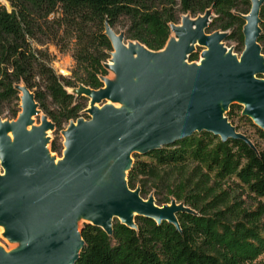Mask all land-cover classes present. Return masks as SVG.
Listing matches in <instances>:
<instances>
[{"label":"water","instance_id":"1","mask_svg":"<svg viewBox=\"0 0 264 264\" xmlns=\"http://www.w3.org/2000/svg\"><path fill=\"white\" fill-rule=\"evenodd\" d=\"M250 1L251 10L243 16L245 49L240 59L220 46L229 33H206L211 10L195 19L183 15L181 24L171 25L175 35L160 51L126 41L124 32L118 34L107 24L114 51L105 68L117 80L103 77L105 86L99 90L83 85L68 89L89 99L85 112L92 119L72 121L62 131L65 149L60 159L48 155L49 140L44 139L45 129H55L54 124L26 85L17 86L22 93L18 118L5 121L0 116L4 170L0 172V226L21 247L10 252L0 248V264H76L85 246L80 220L109 235L116 219L136 229L137 216L158 224L167 221L180 229L177 213L194 211L184 203L178 206L176 200L159 206L153 195L144 199L140 189L131 190L128 174L133 155H145L203 131L223 142L242 139L255 148L225 116L233 104L242 105V114L264 131V78L259 77L264 75V55L258 42L264 0ZM136 46L142 49L138 59ZM197 46L208 50L200 65H190ZM40 112L50 122L31 130L32 119ZM115 159L122 168L115 170L116 184L101 182L102 173L111 171L107 166Z\"/></svg>","mask_w":264,"mask_h":264},{"label":"trees","instance_id":"2","mask_svg":"<svg viewBox=\"0 0 264 264\" xmlns=\"http://www.w3.org/2000/svg\"><path fill=\"white\" fill-rule=\"evenodd\" d=\"M11 10L0 3V116L12 101L20 109L10 110V121L21 112L20 84L34 94L39 109L54 124L55 132L80 118L87 97H77L68 89L83 85L93 90L104 87L105 63L114 51L106 35L107 24L126 41H136L152 51L162 50L172 34L171 25L183 15L196 18L212 11L207 34L230 32L229 40L245 49L243 16L250 0H7ZM262 33L259 44L264 55V4L261 7ZM122 31L118 32L117 28ZM56 45L61 52L71 51L76 67L71 77L58 76L46 50ZM190 61L198 59L192 54ZM262 78V76H259ZM248 122L264 143V131L242 114L243 106L233 104L226 117L235 111ZM237 131L239 128L235 126ZM241 133V132H240ZM246 135V134H244ZM247 136V135H246ZM250 138L249 136H247ZM251 139V138H250ZM242 139L223 142L203 131L175 144L134 154L128 174L131 190L140 189L144 199L153 195L159 206L172 199L192 212H178V229L167 221L136 217L137 228L115 220L113 234L85 223L81 235L85 242L76 264H248L264 254V148ZM51 151L62 147L55 140ZM151 189V191H149ZM237 191L257 202L255 209L238 201ZM160 193L166 194L159 201Z\"/></svg>","mask_w":264,"mask_h":264},{"label":"rangeland","instance_id":"3","mask_svg":"<svg viewBox=\"0 0 264 264\" xmlns=\"http://www.w3.org/2000/svg\"><path fill=\"white\" fill-rule=\"evenodd\" d=\"M0 3L4 6L7 7V9L10 11L11 10V6L10 3L7 0H0ZM194 18V17H192ZM195 19V18H194ZM182 23V18L179 24ZM178 24V25H179ZM117 31L120 32L122 31V28L119 27L117 28ZM230 33V32H227ZM174 32H172V36H174ZM179 37L175 36V41H178ZM127 46V45H126ZM220 46L226 50H231L232 53L234 54V58L236 59H240L241 58V50L242 47L241 45H239V43L236 40H229L228 37H226L221 43ZM128 47V46H127ZM43 50H46L48 52V54L50 55L51 58V67L55 70V72L57 73L58 76H63V77H71L73 75V71L76 67V62L73 58L72 52L71 51H67V52H61L60 49L54 45V44H48L44 47H40ZM138 49V50H137ZM208 50L207 47H200L197 46L195 49L194 54H198V59L194 60V61H190V59L188 60V63L191 64H196L199 63L202 60L203 54L204 52ZM142 52V49L138 46H136L135 48V59L139 58L140 53ZM112 58V57H111ZM111 60V59H110ZM201 63V62H200ZM262 77L264 78V75H262ZM107 79L109 81H115L117 80V76L116 74L109 70L108 71V75H107ZM105 86V84H104ZM22 94V93H21ZM86 104L89 107V103L86 102ZM20 102L17 100L12 101V103L10 105H7L6 109L4 110L3 115L1 116L5 121H10L8 118H10V110H18L20 109L19 107ZM97 106H99L97 104ZM119 108H124L122 105H118ZM89 118L92 119V116L90 114H88ZM226 116V114H225ZM85 119V118H84ZM33 123L32 126L30 127V129L32 130V128H36V127H43L45 126V123H49L50 121H47L46 118L44 117V114L42 112H40L39 114L35 115L33 117ZM234 125L237 126L239 128V131L243 134H246L247 136H249L251 138V140L253 142H257L259 143V145L264 148V143L260 140V138L258 137L255 129L246 121H243L240 118V111L236 110L235 114L232 118ZM69 125H64L63 128L67 129ZM11 134V133H10ZM44 139H48L49 142L47 143L48 145L47 147V153L49 156L51 157H56L57 159H60V157L63 154V151L65 149L64 147V142H65V137L63 136L61 131H56L55 129L51 128V127H47L44 131ZM52 140H55L57 142L58 145H60L62 147V152L60 155L53 153L51 151V142ZM134 159V158H133ZM56 164H58V161H56ZM107 167H110L111 171L109 169H106L102 175H101V182H105V181H109L106 182L107 184H116L115 181V170L119 169L122 171L121 166H119L117 160H112L110 161L109 165ZM3 168L0 166V172L3 173ZM110 176H111V180H110ZM151 191V189L149 190ZM237 198L238 201L243 202V205L247 208H251V209H255L257 206V202L254 201L252 198L248 197L246 194L241 193V191H237ZM167 199L166 194H162L160 193L159 196V201H165ZM175 200V199H172ZM177 202V201H176ZM178 203V202H177ZM178 206L180 205V203L177 204ZM86 222L84 220H80L78 223L79 228L83 227V225ZM6 232H5V228L0 226V248H2L5 252H10L15 250L16 248L21 247V242L17 241V242H13L11 241L8 237H6ZM248 264H264V254L262 256H260L256 261L252 262V263H248Z\"/></svg>","mask_w":264,"mask_h":264},{"label":"bare ground","instance_id":"4","mask_svg":"<svg viewBox=\"0 0 264 264\" xmlns=\"http://www.w3.org/2000/svg\"><path fill=\"white\" fill-rule=\"evenodd\" d=\"M137 50H138V49H137ZM203 60H204V58H203ZM200 64H201V63H199V65H200ZM115 81H116V80H115ZM115 81H112V82H115ZM84 90H86V92H87V89L84 88ZM77 91L79 92V91H83V90H82V89H80V90L78 89ZM47 145H48V144H47Z\"/></svg>","mask_w":264,"mask_h":264}]
</instances>
